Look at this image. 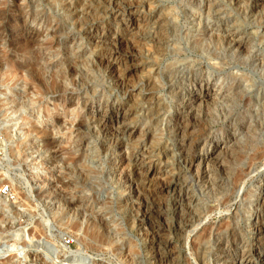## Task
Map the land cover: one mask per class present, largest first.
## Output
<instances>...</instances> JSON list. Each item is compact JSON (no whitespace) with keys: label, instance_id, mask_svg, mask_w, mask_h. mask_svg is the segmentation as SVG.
<instances>
[{"label":"rangeland","instance_id":"rangeland-1","mask_svg":"<svg viewBox=\"0 0 264 264\" xmlns=\"http://www.w3.org/2000/svg\"><path fill=\"white\" fill-rule=\"evenodd\" d=\"M206 1L225 11L228 25L248 35L250 56L229 60L223 71L211 68L215 61H207L206 52L191 53V35L199 30L191 14L201 11ZM120 4L121 15L114 16L105 0H0V160L7 162L0 163V264H77L73 259L77 254L85 256L86 264H152L146 224L135 215L136 196L130 193L136 189L141 196L145 193L143 173L149 164L139 173L138 157L161 173L177 172L178 140L169 129L180 101L169 91L165 77L166 66L173 64L182 70V88L176 91L183 95L189 93L185 79L192 69L204 75L210 82L207 88L218 94L224 92L225 77L246 74L251 77L252 94L237 101L235 116L228 111L231 105L209 101L212 105L199 111L205 133L200 134L198 126L187 131L188 155L214 146L213 155L219 153L223 169L213 173L218 184L212 191L191 173L180 177L181 194L194 200L197 211L184 231L165 234L169 248L176 251L169 264H222L237 257V248L249 240L248 219L264 199V159L248 170L237 187L232 179L235 171L245 169L238 150L253 149L250 144L243 147L240 126L246 122L258 126L250 138L254 144L263 134L255 115L256 89H264V67L257 60L264 58V24L257 15L243 19V7L230 0H120ZM157 12L175 29L168 36L166 52L155 59L147 49L150 25L138 23L127 32L121 25L130 17L139 21ZM209 24L216 28L220 23ZM105 33H123L137 44L134 70L126 75L127 64H116L123 80L120 86L113 85L110 65L102 61L110 56L109 47L92 39ZM205 35H199L202 45L208 41ZM246 102L251 105L245 106ZM112 108L132 112L131 135L119 137L89 120L96 111L103 114ZM171 197L172 193H164L158 199L164 210L171 211ZM168 216L164 226L174 223ZM232 228V239L223 245L227 252L221 254L217 240ZM198 235L205 240L203 255L192 245ZM104 239L107 243H100ZM50 249L54 251L48 255Z\"/></svg>","mask_w":264,"mask_h":264},{"label":"bare ground","instance_id":"bare-ground-1","mask_svg":"<svg viewBox=\"0 0 264 264\" xmlns=\"http://www.w3.org/2000/svg\"><path fill=\"white\" fill-rule=\"evenodd\" d=\"M105 1H106L107 8L108 9L110 8V14H114V16H117L123 10V8L121 7L122 5L120 4V0H105ZM230 2H232L235 5H241L243 7L242 8V11H243L242 14L244 16L243 19H245L247 16L251 18L253 17V15H257V17L260 18L261 23L264 24V0H230ZM243 3H246V4H243ZM222 10L223 9L221 8L216 9L214 4H212L209 1L205 2L201 11L197 10L198 11L197 14L196 13L191 14V11L187 10V13L191 14V18H192L191 22L196 24V26L199 29L197 30V32L191 35V38L189 41V43H191V53L198 55L203 52L204 53L206 52L207 57L205 59L207 61H215L209 64L211 68L215 69L216 71H223L224 66L227 65L228 61L231 59H234L237 62L240 60V57L243 54H246L247 58L250 56L249 54L250 51L248 48V35H245V33L243 32L244 30H242L240 27H236L234 26V24L228 25L227 24L228 22L225 21L223 18L226 13L225 11H222ZM126 12L131 13L132 11L128 9L126 10ZM142 22H144L145 24H149L150 25L149 28H151L150 31L152 32L151 35L149 36L147 35L148 37L147 38V43H148L147 49H149V53L152 54V57H154L155 59L163 56L167 49L168 36L172 32H174L175 27L171 23L167 22V19L165 18L163 14H161V12H157L156 16H149L139 21L137 20V17L136 18L130 17L126 22H124L121 25L124 27L122 31L127 32V30L131 29L132 27H137V24L138 23L141 24ZM209 22H215L216 24L218 23L220 24L218 25V27L214 28L213 26L209 24ZM201 33L203 34L206 33L205 36H207L206 40L208 39V41H204L206 42L205 45H202L204 43H202L203 41L202 39H200L201 36H199ZM106 38H109L107 40L109 41L108 43L106 42ZM92 39L95 40L96 43L99 45H102V46L107 45L109 47L108 54H110V56L107 57V59L105 60L103 58L102 61L107 62V64L110 65V67L108 66L110 69L108 70L109 71L108 75H109V78L112 80L113 85H116V86L122 85L123 80H122V77L117 72L118 65L116 66V64H118L117 62H120V61L123 62L124 64H127L124 68L125 69L124 72L126 75H128V73H130L132 70L135 69V64L132 63L134 60H136L138 56L136 54L138 50L135 52V48L137 47L135 40L134 39H133L134 41L126 40L127 38L125 39V35L123 33H117L112 36H110L109 33H105L103 37L95 36ZM139 46L140 45H138V47ZM219 52L224 53L225 56L221 57ZM251 58L253 59V56H251ZM257 60L259 61L261 69H262L264 67V58L260 57ZM150 64L152 68L155 65L152 63ZM191 66L193 67V65H190L187 68ZM178 67L175 64H173V65L166 66L165 68V74H166L165 77L169 84L168 86L169 91H171V94L174 96L175 99L180 101L177 107V111L176 112L174 111L175 114L173 118L175 122L174 124H172V127L169 129L170 133L175 137L176 140H178L177 145H176V151L178 153V158H177L178 161L176 164L177 172L170 176L167 175L166 172L161 173V171H158L154 167H152L150 163L144 162L145 158L138 157V159L135 160V163L138 164L136 167V171H138L139 173L140 171H142V168L144 166H148L149 164V166L146 167V170L143 173L145 177L144 178L145 193L141 196L140 193L137 192V189L130 193V195H132L133 197L136 196V199L133 202L135 203V205H137V214L135 215L137 217H140L142 221H145V224H146V232H147L146 234H148V236L150 237V239L148 240V248L150 252L153 254L152 264H169L172 261H174L173 259L176 256V251H175V248L174 249H172V247L169 248V241L166 239L165 234L169 231L175 232V233H181L182 231L185 230V228L188 225L193 223L192 219L196 217L197 209L195 207L193 208L194 205L192 206V204L194 203V200H192L191 197H188L186 195L184 196L181 194V188H179L181 187L180 182H179L180 177H182V175L184 176V175L191 173V175H195L197 177L198 182L201 184L203 188L205 187V189L212 191V189L215 188V186L218 184V181H216L215 178H212L213 173L215 171H220L221 169H223L222 163L218 162L219 153L215 154V156L213 155V150L214 148H216L214 146L213 148H211L212 150L207 148L199 153L188 155V150H186V146H187L186 139L189 133L187 131L189 129L194 130V128L198 126L200 134L205 133L206 127L204 126V124L201 125L200 123L199 125V122H200L199 111L204 106H208L209 103L212 105V103L209 101L216 100L217 103L220 102V105L221 103H224L225 105L227 104L231 105L232 107L229 106L230 108L228 107V111H232L234 110V106H237V101L239 99H241L245 94H252L248 90V89H252L251 77H249L246 74H242V73L230 74L227 77H225L227 84L225 85L224 92L222 94H218V93H215V91L213 92L212 90H209L207 88L208 86H210V82L207 78L204 77V75H201V74L197 75L195 73L196 70L192 69L187 72V75L189 76V78L185 79L188 82L186 87L188 88L189 93L187 96L183 95L181 94L180 91H176L178 87L182 88V85H181L182 84V76H181L182 70H178L179 69ZM157 69L158 68H155L153 71L155 72ZM262 71L264 72V70ZM147 85L150 86L151 83L148 81ZM256 96H257L256 98H259V100L257 102L258 113L255 115L256 116L255 119L259 118L261 120L260 126L262 127L263 134L261 136L260 142L258 141L254 144L252 142L254 140L252 139L251 141L250 138L255 137L256 132L259 130L257 128L258 126L256 125L252 126L251 123H247V122L243 123L244 124L243 126H240L241 128H239V130H241V135L243 138L245 137L243 147H245L246 149V146L250 144L249 146H253L251 147L253 149H251L248 152L247 150L249 149H247L246 152H243L244 150L243 151L238 150L239 152H237V154L239 153L238 154L239 156L238 155L237 156L238 158L242 157L241 158L242 161L243 160L245 161L243 164L245 166V169L241 168L234 172L233 179H232L233 187H237V185L241 183V181L244 179V177L248 173V170H250L253 166H255V164L260 163V161L264 159V129H263L264 127V89L262 90L260 89L259 92L256 89ZM256 98L254 99V101L256 100ZM246 103L244 104L245 106L247 105L249 107V105H251L249 102H246ZM232 112H233L232 115L235 116L236 113H234V111ZM131 114L132 112L129 110L122 111V109H119V108H112L111 110L108 111V113L106 112L103 114H100L99 112L96 111L93 115H90L91 117L89 118V120L91 122H97L99 124L98 128H100L101 130L104 131L106 130V128L111 129L114 134H116L119 137L120 136L123 137L125 134L131 135L132 133L131 129L129 128V124H130L129 117ZM119 117H120V121H117L116 118H119ZM20 118L22 119V117ZM240 118L241 120H243L245 117H240ZM234 121L233 123L236 124V122ZM120 144L121 143H119V145L117 144L119 146L118 149L120 148L122 150V148L120 147ZM239 146L241 147V145ZM1 148H0V151H1ZM222 148L219 146V149H222ZM164 158L166 157L164 156ZM121 160L123 163L124 161H127V157L126 159L123 158ZM0 163L3 164L7 162L5 161L1 162L0 160ZM125 164L127 165L128 163H125ZM169 171H171L170 168H169ZM263 189H264V185H263ZM164 193L165 194L172 193L171 211H167L166 209L164 210L162 206L159 204L160 202H158V199L161 198ZM261 199L262 197H260V200ZM67 205L72 206L73 204L69 202ZM263 213H264V199H262V201L259 202V205L256 204V208L253 209L248 219V223H247L248 225H247L245 234H246V237L249 238V240L247 241V243L245 242V244H242L240 247L237 248V251H236L238 255L237 257L230 256L229 257L230 259L228 261H225L224 263L222 262V264H264V214ZM168 215H170L174 219V223L168 226H164L162 221L165 220V217ZM18 232L22 233L20 229H18ZM233 235H234V231L232 228L231 230H229V232L225 236L217 240L218 246L220 247L219 249H220L221 254L222 253L226 254L227 249H224L223 245H225V243L227 244L228 238L229 240L232 239ZM243 238H240V242L244 240ZM204 241L205 240L203 239V237L201 235H198L197 238L193 241L194 244H192L194 245L196 250H199L200 255L204 254L203 252L204 251L203 250ZM100 243H107V240L104 239ZM4 247L6 248L8 246H4ZM53 251L54 249H50L49 251H47V254L51 255L53 254ZM84 257L81 254H77L74 256L73 259H75V263L77 264H84L85 259H86V258L84 259ZM203 257L204 256L200 257L199 260L202 261ZM42 260L44 259L41 256V261ZM44 264H47V263H44Z\"/></svg>","mask_w":264,"mask_h":264},{"label":"built area","instance_id":"built-area-1","mask_svg":"<svg viewBox=\"0 0 264 264\" xmlns=\"http://www.w3.org/2000/svg\"><path fill=\"white\" fill-rule=\"evenodd\" d=\"M7 192V188H3L2 190H1V194H5Z\"/></svg>","mask_w":264,"mask_h":264}]
</instances>
